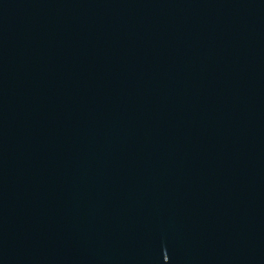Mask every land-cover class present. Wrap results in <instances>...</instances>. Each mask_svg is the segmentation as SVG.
Masks as SVG:
<instances>
[{
    "label": "water",
    "instance_id": "1",
    "mask_svg": "<svg viewBox=\"0 0 264 264\" xmlns=\"http://www.w3.org/2000/svg\"><path fill=\"white\" fill-rule=\"evenodd\" d=\"M0 264H264V0H0Z\"/></svg>",
    "mask_w": 264,
    "mask_h": 264
}]
</instances>
